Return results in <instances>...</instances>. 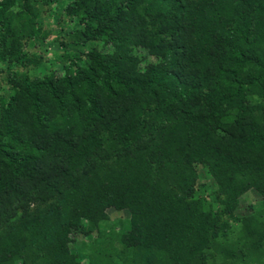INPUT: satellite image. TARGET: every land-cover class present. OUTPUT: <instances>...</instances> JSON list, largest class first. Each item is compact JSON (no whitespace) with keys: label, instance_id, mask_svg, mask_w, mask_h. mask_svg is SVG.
Returning <instances> with one entry per match:
<instances>
[{"label":"trees","instance_id":"trees-1","mask_svg":"<svg viewBox=\"0 0 264 264\" xmlns=\"http://www.w3.org/2000/svg\"><path fill=\"white\" fill-rule=\"evenodd\" d=\"M37 1L0 0V264H264V0H73L33 80Z\"/></svg>","mask_w":264,"mask_h":264},{"label":"rangeland","instance_id":"rangeland-1","mask_svg":"<svg viewBox=\"0 0 264 264\" xmlns=\"http://www.w3.org/2000/svg\"><path fill=\"white\" fill-rule=\"evenodd\" d=\"M17 1L18 0H15L11 9L13 12L18 13L20 20L26 24L28 23V20L20 14L21 6ZM41 1L42 0H38L37 5L33 2L32 6L36 13L35 20L37 21V25L40 26L37 28L39 30V34L48 32V37L46 38L44 44L40 47H36L33 51L30 50L34 56L32 58V63L28 66V72L30 74L29 77L33 80H42L46 77L54 79L55 77L61 75L66 68H68V65L71 63L70 57L62 55L57 47L60 46L61 43H73L82 51H86L89 47V43L80 42L77 38L73 39L69 35H62V32H58L61 27L64 29L70 28L75 20V17L69 18L64 11L65 7L73 0H50L49 4H43ZM30 32L31 28H27V34ZM90 43L97 48L96 50L101 49L99 42L93 41ZM108 50L109 48H105L104 51H102L106 52ZM135 51L144 57V61L142 63L154 60V57L148 55L147 50L141 47H138ZM81 57V59H83V56ZM13 77L15 80H19L17 75L14 76L12 73L5 71L4 66L0 69V91H10L9 83ZM7 79L9 81H7ZM41 97L45 98L44 101L46 102L52 99L49 93H47V95L41 93ZM56 108L57 107H55V109ZM242 199L245 204H248L255 199V195L248 192L242 196ZM0 252L4 253L5 250L0 247Z\"/></svg>","mask_w":264,"mask_h":264}]
</instances>
